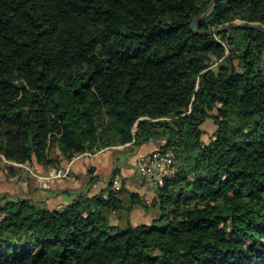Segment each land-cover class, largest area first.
Wrapping results in <instances>:
<instances>
[{"label":"trees","instance_id":"1","mask_svg":"<svg viewBox=\"0 0 264 264\" xmlns=\"http://www.w3.org/2000/svg\"><path fill=\"white\" fill-rule=\"evenodd\" d=\"M209 2L0 0V154L43 172L151 142L176 162L149 201L115 172L59 208L0 193V264H264V34L204 32L264 27V0H215L194 33Z\"/></svg>","mask_w":264,"mask_h":264},{"label":"crops","instance_id":"2","mask_svg":"<svg viewBox=\"0 0 264 264\" xmlns=\"http://www.w3.org/2000/svg\"><path fill=\"white\" fill-rule=\"evenodd\" d=\"M156 146L153 143L143 144L141 146L133 147L130 144L124 146H117L111 149H103L94 154H81L72 159L69 176L61 181L52 183L50 186L49 194H47L46 202L53 199L56 206H46L50 208H59L71 198L77 196V193L90 188V184L94 182V178L103 177L102 182L92 184L90 192L95 190H102L107 185L108 180L115 172V178L120 181L125 178V184L128 189L136 191L140 194H146L145 199L148 200L154 196V183L151 185L143 182L134 173V166L138 158L143 154L154 150ZM119 155L115 157V155ZM118 161L120 165L118 164ZM112 167L109 172V178L105 179V168ZM82 178L83 181L77 183V179ZM42 198V199H45ZM40 200V199H38Z\"/></svg>","mask_w":264,"mask_h":264},{"label":"rangeland","instance_id":"3","mask_svg":"<svg viewBox=\"0 0 264 264\" xmlns=\"http://www.w3.org/2000/svg\"><path fill=\"white\" fill-rule=\"evenodd\" d=\"M235 23H241L240 21H236ZM226 47V46H225ZM228 52V49L226 47V53ZM214 60V59H213ZM214 66V64L212 65ZM201 128L203 129V134H202V139L207 142L211 136L212 130L214 128V124L212 122L211 119H206L202 125ZM146 154V153H145ZM144 155V154H143ZM119 155H115V157H118ZM11 161V160H10ZM15 162V161H13ZM17 163V162H16ZM24 165V167H29L31 166L28 162H23L21 163ZM118 164L120 165L119 161ZM20 166L22 169L24 168L21 165ZM136 166V163H135ZM135 166H134V170H135ZM33 167V166H31ZM4 165L0 163V193H5V194H9V195H19V196H24L30 199H34L38 202H42L44 204H47L48 206L52 207V206H56V202H54L53 199H50L49 201L46 202V197L47 194H49V188H43L41 186L38 185L36 180H32L30 179L25 172L20 171V173L14 175V174H8L7 171H5L4 169ZM112 167L107 166L105 168V179L109 178V172L110 169ZM34 169V167H33ZM135 175L138 177V179H141L143 182H147L148 184L151 185V181L146 180L145 177L139 172V171H134ZM103 177L98 176L94 179V182L91 183L90 188L93 187L92 184L98 185V183L102 182ZM114 179H118V178H114ZM113 179V180H114ZM58 181L61 180H55L52 183H56ZM77 183H80L81 181H83L82 178H79L76 180ZM120 182V181H119ZM154 183V182H153ZM108 186L105 185V187L103 188V190H105ZM154 188V186H153ZM101 192L102 190H95L94 192ZM89 193H92L89 191ZM140 194V193H139ZM142 197H145L146 194H140ZM45 199H42L44 198ZM40 199V200H38ZM151 198L148 195V201ZM158 213V209L157 208H147L146 210H143L141 208H134L131 213H130V219L131 222L133 224L136 223H142V222H147L149 221L152 217H154L156 214Z\"/></svg>","mask_w":264,"mask_h":264},{"label":"built area","instance_id":"4","mask_svg":"<svg viewBox=\"0 0 264 264\" xmlns=\"http://www.w3.org/2000/svg\"><path fill=\"white\" fill-rule=\"evenodd\" d=\"M88 155L89 153H84ZM71 161L63 166H50L43 172H39L35 168L29 166L24 167L21 163H16L6 159L2 154H0L1 164H13L23 166L32 176H34L38 185L43 188H48L55 180H64L70 174ZM135 170L139 171L146 180L151 182L162 184L165 178L171 177L176 172V162L174 160L171 151L165 153H159L157 151H152L140 156L136 162ZM120 187V182L118 179L112 181L111 188L118 189Z\"/></svg>","mask_w":264,"mask_h":264},{"label":"water","instance_id":"5","mask_svg":"<svg viewBox=\"0 0 264 264\" xmlns=\"http://www.w3.org/2000/svg\"><path fill=\"white\" fill-rule=\"evenodd\" d=\"M215 0H210L208 8L206 9V11L202 14L197 16L191 23H190V29L194 32V33H202V30H198L196 28L197 23L205 18L207 16V14L212 10L213 4H214ZM232 28H254L259 30L260 32H262L264 34V27L260 24H251V23H233L230 25H225V26H221V27H217V28H210L205 30L204 32L207 33H218L224 30H230ZM261 70L262 73L264 74V51H263V55L261 58Z\"/></svg>","mask_w":264,"mask_h":264}]
</instances>
